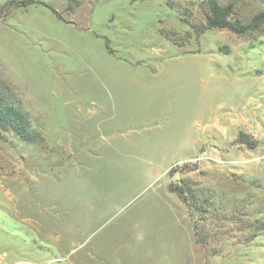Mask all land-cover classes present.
Instances as JSON below:
<instances>
[{
    "label": "rangeland",
    "instance_id": "obj_1",
    "mask_svg": "<svg viewBox=\"0 0 264 264\" xmlns=\"http://www.w3.org/2000/svg\"><path fill=\"white\" fill-rule=\"evenodd\" d=\"M12 1L0 264H264V0Z\"/></svg>",
    "mask_w": 264,
    "mask_h": 264
},
{
    "label": "trees",
    "instance_id": "obj_2",
    "mask_svg": "<svg viewBox=\"0 0 264 264\" xmlns=\"http://www.w3.org/2000/svg\"><path fill=\"white\" fill-rule=\"evenodd\" d=\"M34 2V0H30L28 3ZM12 6H25V4H19L17 2H10L6 6L0 7V17L7 13L8 9L7 7ZM231 12V7L226 6L224 8L219 7L215 2H210L209 4V18H208V26L210 28H220V29H227L235 33H243L248 28L247 26H241L239 23L235 24L232 23L228 17ZM252 26L257 27L264 23V11L256 14L252 20ZM0 118L3 119L5 124L9 126L12 129H16V126L14 125L15 122L18 120H21V116L11 107L6 106L4 108H1L0 105ZM255 143L248 142V146L250 148L255 147ZM170 193H177L180 198L184 200V190L180 187H170L168 188ZM185 203V202H184Z\"/></svg>",
    "mask_w": 264,
    "mask_h": 264
}]
</instances>
